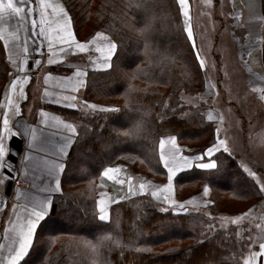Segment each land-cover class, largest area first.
I'll return each mask as SVG.
<instances>
[{
    "label": "trees",
    "instance_id": "trees-1",
    "mask_svg": "<svg viewBox=\"0 0 264 264\" xmlns=\"http://www.w3.org/2000/svg\"><path fill=\"white\" fill-rule=\"evenodd\" d=\"M63 2L69 8L78 39L88 40L94 31L84 38L80 35L74 19L77 10L80 24L89 20L101 24L98 28L107 30L116 41L118 55L112 59L113 66L89 70L83 96L92 101L122 99L121 108L119 113L107 116H82L77 109L46 104L70 120L82 121L76 136L80 141L75 139V154L67 157L70 166L67 173H62L61 181L73 185L58 205L57 217L49 222L54 225V233L43 229L45 234L39 242L34 240L35 249L30 250L26 260L31 259L30 264H243L250 247L246 249L241 240L231 235L232 225L225 227L206 215L242 214L264 196V191L258 188L260 183L249 175L237 152L215 154L218 172L194 167L176 177L179 198L193 191L198 182L207 181L211 185L213 203L208 209L197 210L200 214L161 213L151 198L144 195L135 197L139 200L129 207L122 200L113 203L111 221L96 219L93 214L96 196L93 193V199H89L86 189L77 183L79 180L93 173L98 175L105 165L113 164L123 155L121 161L163 177L166 169L158 150L162 135L175 134L179 142L203 150L215 142L216 129L203 115L188 118L182 114L186 105L178 106L179 88L194 89V81L201 85L203 70H198L193 56L197 49L191 47L176 0ZM261 9L264 16V0ZM8 72L9 63L0 39V102ZM245 82L242 75L241 83ZM248 86L251 87L249 83ZM246 88L240 95L252 97ZM172 108L181 115L171 113ZM248 202L245 209L228 212L235 205ZM173 220L181 226L174 227ZM70 233L78 238L68 241L60 238Z\"/></svg>",
    "mask_w": 264,
    "mask_h": 264
},
{
    "label": "crops",
    "instance_id": "crops-1",
    "mask_svg": "<svg viewBox=\"0 0 264 264\" xmlns=\"http://www.w3.org/2000/svg\"><path fill=\"white\" fill-rule=\"evenodd\" d=\"M37 2L38 8L40 10L39 0H37ZM49 2L54 6H63L65 12L67 13V17L70 18L69 12L66 9V5L63 0H49ZM243 2L244 0L240 3L242 9L241 23L245 27L246 32L249 36L259 37L261 36V31L264 23V18L261 13V0H247V4L246 1L244 4ZM259 8L260 12H258ZM253 12H255V15L253 14ZM59 18L60 16L57 12H54L51 8L48 9L46 23L49 21L50 32H52L53 35H55V21ZM70 28L74 34L71 19ZM100 37L101 36L95 35L88 40H79L75 36V39L85 44H87L89 40H94L95 43L89 45L88 48L92 47L91 50H95V48L104 47V42H100ZM0 39L4 44L7 60L9 63L7 82L4 87L2 99L0 102V136L7 137L4 139V143L6 146L10 144L11 134H6L4 131V119L5 117H7L9 121L8 126L12 129V133H23V138L27 142L25 145V154L29 157L28 160H25L23 159V156H17L19 162H21L22 172L19 179L17 180L18 184H13L14 187L12 186L11 193H13L14 199L17 193H19L18 196H20V194L24 196L21 197L23 199L19 201L20 207H24L26 203H29L33 199L35 200V198H37V200L33 202V205H31V207H34L39 202L45 201L47 198L53 200V198H55V196L57 195V192H53L52 189L55 187V180L57 178L60 179L62 171L58 172L56 176L50 175V171H54L57 165L65 163V160L68 156H62L59 152V149L69 140V138H72V141L74 143L77 136V131L75 134H73L64 126L65 124H72L76 127L77 130V123L73 120L67 119L65 115L47 108L46 104L51 103L69 108L68 105L70 103L77 102V109H79L80 106H83L84 101L86 100L83 98V93L86 86L88 71L105 69L103 65H100V63L103 62V54L97 53L98 55H101V57L96 55L97 58L95 59V61L93 58L94 56H90L87 60H73L72 57H74V55L78 54L79 52L73 49L66 55H61L60 49L62 47L67 48V45H60L59 42L55 40L52 41V49H49L47 47L48 44L45 45V47L43 48V54L37 53L35 51L27 54L23 39V32L21 29V23L19 21V18L11 12L0 15ZM262 46L263 42H257L255 46L251 48L247 53V60H245L247 70H250L253 73V77L256 80L258 78L264 79ZM49 58L55 61V63L49 64ZM91 58H93V60H90ZM36 60H40L41 63L37 65L35 63ZM77 71L84 72L86 75L84 77H78L76 75ZM18 77L19 79H17ZM33 79H39V81H41V85L38 92L39 104L36 107L34 113L30 114L29 110H26V107L24 109V99L25 97L29 96V84L27 82ZM81 79L84 80L85 86H78L77 82ZM14 80L16 81L17 85L15 91H13L11 88L12 81ZM261 87L263 88L262 93L264 96V86L261 85ZM21 92H23V95H21ZM72 97H75V100H72ZM9 101H11L12 103L10 104ZM55 101H60V103L57 104ZM88 104L92 103L88 100ZM17 109H19V111H17ZM229 109L236 111L233 106H228L220 107L219 109L211 108L207 111V113H212V121L214 122L218 130L219 138L225 140L228 149H231L232 140L229 142L228 136L225 135V133L227 132V129L225 128L226 125L222 124L223 129H218L220 127V123H222L223 120V117L220 115V113L225 111V113L228 112L230 115L231 111ZM42 112L46 113L47 115H42ZM257 112L261 114L260 109H258ZM229 115H226L224 117L226 121ZM259 129L263 133L261 137L264 139L263 123L259 126ZM168 136L175 135H165L162 136L160 140L166 139ZM250 137H252V135ZM17 139H19V137H17ZM244 142L246 145L245 149L243 148L240 152L236 150L235 152L239 154V158L241 159V162H243L244 168L249 173H256V168L253 167V154H251L250 147L247 145L245 139ZM29 143L31 145V151H27ZM176 144L180 148L179 155L185 157H200L199 159H194L191 161L193 165L208 162V159L204 158L202 155L203 150L199 149L197 146L181 143L178 141L177 137ZM263 144L264 140L260 141L259 145ZM71 147L72 145H69V149H71ZM170 147V144H166L165 154H168V150L170 149ZM158 150L160 155L161 149L159 147V143ZM213 158H215V156ZM161 162L162 164L164 163L162 160ZM43 164L45 165L44 167L42 166ZM176 164L180 169H182V171H180L177 176L182 172L192 169L185 168L183 161L180 160H177ZM118 166L121 167V173L118 174L119 179H123V174L126 171L129 177H131V182L135 180H142V175H146L144 183L148 185V192L150 194L152 190H155V188L162 187L163 184L167 183V170L165 176L159 177L144 173L136 166H127V164L124 162H122ZM176 177L173 178L174 190L172 196L180 204L185 205L188 208V211L189 209H208L211 206V204L213 203V190L211 185L207 181L198 182L193 191L184 194L183 198H179L177 195V185L175 181ZM101 179L102 181H100L98 185L97 199L99 200L101 198V195L104 194V198L106 200L111 199L114 201H120L121 199H116L121 197L119 183L110 181L103 176L101 177ZM19 184H22V186H19ZM205 186H207L209 189L207 195H205L203 190ZM4 192L6 193V191ZM0 194L3 195L1 188ZM124 197L127 198V194H125ZM0 199L5 198L0 197ZM153 199L159 202V204L167 207L162 199L157 200L155 197H153ZM206 201H210L211 203H205ZM112 204L113 203H110L109 210ZM247 212L253 220H255L254 217H256L258 223L261 224L262 228L264 229V196L258 199L255 203L251 204V206L247 209ZM29 215L30 214H28L26 218H28ZM6 218L7 220L3 229V238H5V240H2V243L0 245V247L2 248L0 249V254L2 256L6 255V257H8L10 255V248L6 249L8 245L6 242H8V239H13L15 236H17V232H12L13 229H17V227L21 226L26 220H19L21 224L17 225V223L15 222V217L11 212H9V215ZM17 218H19L18 214ZM229 221L231 222V220ZM257 221L255 220V222ZM253 238L254 239L252 240V244L254 247H251L245 255L243 264L250 251L258 252L260 250L258 245L260 243H264V232L254 233ZM2 263L7 264V258L2 261Z\"/></svg>",
    "mask_w": 264,
    "mask_h": 264
},
{
    "label": "rangeland",
    "instance_id": "rangeland-1",
    "mask_svg": "<svg viewBox=\"0 0 264 264\" xmlns=\"http://www.w3.org/2000/svg\"><path fill=\"white\" fill-rule=\"evenodd\" d=\"M242 1L243 0H189V13L191 17L190 22L193 30V37L196 42L197 51L200 52L201 58L205 60V67L202 69L203 75H201L203 86H202V82L201 85L199 84L196 85V82L194 81V89L179 88L177 94L179 101L178 106H181L183 104L186 105L185 106L186 111L184 113L182 112V114L188 115V118H192V117L196 118L197 116L203 115L208 121L211 122H213L212 121L213 119L209 120L208 117L212 116V113L211 112L207 113L208 110H210L211 108L219 109L220 107L233 106L234 109H236V111L229 109L231 111L230 115L228 112L225 113V111L220 113V115L223 117V120L222 123H220V127L218 129H223V125L224 124L226 125L225 128L227 129V132L225 133V135L228 136L229 142L232 140V148L229 149L230 153H235L236 150L240 152L242 151L243 148L245 149L246 147L244 142L245 139L247 145L250 147L251 153L253 154L252 155L253 167L256 168L255 169L256 171L257 169H260L259 171L256 172V176L254 178L260 183V185H264V168H263L264 144L259 145L260 141L264 140L261 137L263 133L259 129V126L262 123L264 124L263 122L264 96L262 93L263 88L261 87V85L264 86V79L263 78L262 79L258 78L257 80L254 79L253 73L250 70H247L245 64V60H247V53L249 52V50L253 48L257 42L264 43V23L261 31V36L259 37L249 36L246 32L245 27L241 23L242 9L240 3ZM245 1L247 4V0H244L243 4L245 3ZM16 2L17 4H19V0H16ZM25 6L27 8L28 0H25ZM31 7L35 9V12L31 14H28L26 12L24 20H21L17 16L21 23V29L23 32V39L25 43L26 53L29 54L35 51L37 53L43 54V48L45 47L46 44L49 43V39L48 36L46 35L38 34L39 32L38 27L36 29H33V26L31 24L32 19H36L37 21H39L40 18L39 17L40 10L38 8L37 0H31ZM72 8L75 14L76 12L74 10L75 8L73 6ZM66 9L69 12V8L67 6ZM258 12H260V8L258 9ZM261 13H262V9H261ZM180 14L182 16L183 25L186 29L187 24L185 22V18L181 11ZM253 14L255 15V12H253ZM79 17L80 14L77 10V14L75 15L74 19H75V23L77 24L76 27L83 38L88 33H91V31H94L93 36H95L96 33L98 32L103 33V36L100 37V42H104V46L107 45L109 42L116 43V41L109 35L107 30L103 28H98L101 27V24L95 25L93 22H91V20H89L90 21L89 23L83 25L80 24ZM70 19H71V15H70ZM71 24H72V20H71ZM44 27L46 32L50 31L49 21L46 23V25H44ZM79 40H85V39H79ZM37 48L39 49V51L36 50ZM91 48L92 47H89L87 52H83V53L79 52L78 54L74 55L72 59L87 60L89 59L90 56H94L93 58L95 61L97 56L101 57V55L97 54V53L100 54L102 53L97 50L98 48H95V50H91ZM102 54H103L102 56H104V53ZM93 58H91L90 60H93ZM110 63L112 64V60L110 61ZM100 65H103V62L100 63ZM97 70H103V69H97ZM242 75H244L245 81H247L245 82V85L241 83ZM27 83L29 84V89H28L29 96L25 97L24 99V109L26 107V110H29L30 114H32L34 113L36 107L39 104L38 92L41 85V81H39V79H35V80L33 79L31 81H28ZM248 83L251 87L248 86L249 88H246V84ZM153 84H157V83H153ZM244 87L248 91H250L252 97H248L246 95H240L241 91L245 89ZM83 98L85 99L84 96ZM97 99H95L94 101L92 100L89 101L92 104L93 103L97 104L101 108H111V107L121 108L119 104L122 99H111V98H109V100L107 99L102 100L99 98ZM167 104L168 101H166V105ZM258 109L261 110V114L257 112ZM77 110L79 111V113H81L82 116H84L85 114L89 116H93L95 114H97V116L102 114L107 116L111 114L104 111H98L91 108H86L84 106H80V108ZM170 112L175 113L177 116L181 115V112H176V109L174 108H172ZM226 115H229L227 121L224 119ZM76 123L78 125L77 128H80L82 121L77 120ZM211 127L213 128V130L215 127L217 131L214 122L213 124H211ZM0 131H1V124H0ZM168 135H175V134H168ZM251 135L252 137H250ZM251 147L253 148L251 149ZM123 157H119L114 161L115 163L113 162V164L111 165H105L104 168L117 167L119 164L123 162L121 161ZM125 157H126L125 159L127 160H131V161L134 160V158L131 156H125ZM255 157L257 161H254ZM9 163H14L15 167H9L7 172H5L3 168H0V181H4V183L0 184V188L3 193V195L0 194V197L5 198V199H0V245L2 243V240H5V238H3L4 236L3 229L7 220L6 217L9 215V212L12 213V215L15 217V222L17 223V225H19L21 224L19 220L24 221L27 219L26 216L31 213V209L33 208L31 207V205H33V202L37 200V198H35V200L33 199L29 203H26L24 207H20L19 201L23 199L21 197H24L22 196V194L18 196L19 193H17L14 199L13 193L6 194L4 192L6 191V187H7L5 178L13 179L15 183L18 184L17 180L19 179L20 174L22 172L21 162H19L18 158L15 161H9ZM241 163L243 164V162ZM126 164L128 166V165H132L133 163L126 162ZM42 166L44 167L45 165L43 164ZM103 169L98 175H96L97 177L94 176L93 173L88 178L85 179L82 178L77 182L78 184H80L82 188L86 189V191L88 192L89 199L91 200L93 199V193L94 196H96V206L93 204V214L96 215V217L98 216L97 190H98L99 182L102 181L101 173ZM9 173L11 175H9ZM142 176H143L142 180H135L132 182L134 185L137 186L136 195L133 196L132 194L127 192V178L129 177V175L127 174V171L123 174V179L126 180V183L124 186L119 185V187L121 190V196L127 194V198L122 201H125V203H127L126 206L129 207V204H133L134 202L139 200L138 199L140 198L139 196L145 195V197L148 196L149 198H151V200L156 204V206H158V208L166 207L164 205L159 204V202L153 199V197H151V194L149 192L147 193L138 192L139 191L138 185L140 183H144L145 181L146 175H142ZM79 177L80 176L76 178ZM61 184H62L61 191L57 192V195L52 200L54 201V205L50 208L51 215L46 219V222L43 223V227L40 229V231H43V229H45L47 232L54 233V228H53L54 225L52 226V224L49 222L52 220V218L57 217V213L59 209L58 205L61 204V201L65 196V192L68 191L69 188L73 185V183H71L72 185H69L70 183L66 185L64 179L61 181ZM19 186H22V184H19ZM6 197L9 201L6 199ZM116 199H120V198H116ZM249 204H250L249 202L246 204H237L228 212L245 209ZM197 210L199 209H189L192 215L200 214L199 212H197ZM202 212L206 213V210H203ZM242 212H245L242 213L244 215L238 222L235 223L233 222L235 217L241 216V214L219 213L212 215L206 213V215L213 217L215 221L220 222V224L225 227L232 225L230 228L231 235L237 238L238 240H241V242L245 244L244 247L248 249L249 247L251 248L253 246L252 240L254 239L253 238L254 233H259V232L263 233L264 229L262 228L261 224L258 223L256 217H254V219L257 222H255V220H253L252 217L248 215V212H246V210ZM109 213H110V221H111L113 220V213L111 215V207ZM17 214L19 218H17ZM229 220H231V222ZM19 228L20 226H18L17 229H13L12 232H17ZM60 238L68 241L71 239L78 238V235L75 233L63 234L60 236ZM7 241L8 242L6 243L8 245L6 249L9 248L15 249L18 246V236H15L13 239H8ZM0 249L2 248L0 247ZM33 249H35V246ZM6 258H7L6 255L2 256L0 254V264ZM26 261H29L28 264H30L31 259L30 260L27 259Z\"/></svg>",
    "mask_w": 264,
    "mask_h": 264
},
{
    "label": "snow or ice",
    "instance_id": "snow-or-ice-1",
    "mask_svg": "<svg viewBox=\"0 0 264 264\" xmlns=\"http://www.w3.org/2000/svg\"><path fill=\"white\" fill-rule=\"evenodd\" d=\"M179 10L182 12L185 22L187 24L186 28V34L191 42V47L193 49L196 48V42L193 37V30L191 26V17L189 13V0H176ZM39 21L36 19L31 20V24L33 26V29H36L38 27L39 32L38 34L46 35L48 36L49 43L47 47L49 49L53 48L52 41H58L60 45H67V48H61L60 54L66 55L68 52L75 49L77 52H87L88 46L91 44H94V40H89L87 44L81 43L75 39V36L70 28V18L67 17V13L65 12L63 6H54L52 5L49 0H39ZM51 8L54 12H57L60 16L59 19L55 21L56 28H55V35L52 34V32H46L45 30V23L47 20V12L48 9ZM11 12L12 14L18 16L21 20L25 19L26 12L28 14H31L35 12V9L31 7V0H28V6L26 8L25 6V0H19V4H17L16 0H0V15ZM96 36H103V33H96ZM39 51V49H36ZM98 51L104 53L103 56V67L105 69L111 68L112 64L110 61L112 60L114 55H118L117 52V44L115 42H109L104 47L98 48ZM193 56L195 58L196 64L199 69H203L205 67V60L201 58L199 51H194ZM35 63L39 65L41 62L40 60H36ZM49 64H54L55 61H53L51 58H49L48 61ZM76 75L78 77H84L86 74L84 72L77 71ZM19 79V77L17 78ZM78 86H85L84 80H79L77 82ZM17 85L16 81H12L11 88L13 91H15ZM21 95H23V92H21ZM72 100H75V97L71 98ZM57 104L60 103V101H55ZM11 104L12 102L9 101ZM77 102L70 103L68 107L70 109H77ZM84 107L91 108L98 111H104L108 113H119L120 109L116 107L111 108H101L97 104H88V101H84ZM19 111V109H17ZM42 115H47L46 113L42 112ZM209 120L212 119V116L208 117ZM8 119L5 117L4 119V125H5V133L11 134L10 135V144L5 145L4 139L7 138L6 136H0V168H3L5 172L8 171L9 167H15L14 163H9V161H15L17 156H23V159L28 160L29 157L25 154L26 152V141L23 138V133H12L11 128L8 127ZM71 133H76V127L72 124H65L64 125ZM19 137V139H17ZM76 141H80V137H76ZM166 144H170L171 147L168 150V154H165V148ZM69 145H72L71 149H69ZM76 144H73L72 138H69V140L60 147L59 152L60 154L67 155L68 157H71L75 154ZM159 147L161 149L160 151V159L164 162L163 167L167 170V183L163 184L162 187H157L155 190L151 191V196L155 197L157 200H163V202L167 205V207L160 208L159 211L161 213H169L175 212L177 216L181 215L182 213H187L188 208L180 204L176 199L173 198V178L177 176V174L182 171V169L179 168V166L176 164L177 160L183 161L185 168H199L202 170H216L219 171L218 165H217V159L213 158L215 154L224 152L227 153L229 151L226 141L223 139H220L218 136V130L217 135L215 137V142L211 143L209 146H207L205 149H203V157L208 159L207 163H199L196 165H193L191 163L194 159H199L200 157H185L182 155H179L180 148L176 144V137L175 136H168L166 139H161L159 142ZM27 151H31V145L28 144ZM15 153V155H14ZM172 165V166H170ZM68 162L64 164L57 165L56 169L54 171H50V175L56 176L58 172H65L67 173L68 170ZM19 170V169H17ZM121 172V167H106L103 169L101 175L105 178H107L110 181L118 182L119 185L124 186L126 183L125 179H119L118 174ZM9 175H11L9 173ZM250 176L255 177L256 173L252 172L249 173ZM7 185H12L15 183L13 179L5 178ZM4 183V181H0V184ZM61 180L57 178L55 180V187L52 189L53 192H60L61 191ZM259 190L264 191V185H258ZM137 186L134 185L131 182V177L127 178V192L132 194L133 196L136 195ZM138 190L141 193H147L149 191L148 185L146 183H140L138 185ZM204 193L207 195L209 189L207 186L204 187ZM121 200L126 199V197L121 196ZM110 203H115L114 200H106L104 198V194L101 195V198L97 201V208H98V216L96 219L100 222H109L110 221V213H109V205ZM205 203H211L210 201H206ZM54 205V201H52L50 198H47L45 201L39 202L36 206H34L31 209V213L29 217L26 219V221L20 226L19 230L17 231L16 235L18 236V246L15 249H9L10 255L7 257V264H27L26 257L30 254V249L34 248V240L36 242H39L41 236H43L45 233L40 231V229L43 227V223L46 222V219L51 215L50 208ZM179 209V211H177ZM244 214H241V216H237L234 219V223L238 222ZM172 224L174 227H180L181 225L173 220ZM200 243H203L201 241ZM251 243V242H250ZM259 251H250L248 257L245 259L244 264H264V243H260L258 245Z\"/></svg>",
    "mask_w": 264,
    "mask_h": 264
},
{
    "label": "water",
    "instance_id": "water-1",
    "mask_svg": "<svg viewBox=\"0 0 264 264\" xmlns=\"http://www.w3.org/2000/svg\"><path fill=\"white\" fill-rule=\"evenodd\" d=\"M12 185H10V186L7 185V187H6V194H10L11 193Z\"/></svg>",
    "mask_w": 264,
    "mask_h": 264
}]
</instances>
